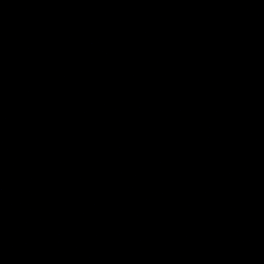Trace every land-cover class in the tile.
Returning a JSON list of instances; mask_svg holds the SVG:
<instances>
[{"label":"water","instance_id":"obj_1","mask_svg":"<svg viewBox=\"0 0 264 264\" xmlns=\"http://www.w3.org/2000/svg\"><path fill=\"white\" fill-rule=\"evenodd\" d=\"M0 264H264V0H0Z\"/></svg>","mask_w":264,"mask_h":264}]
</instances>
